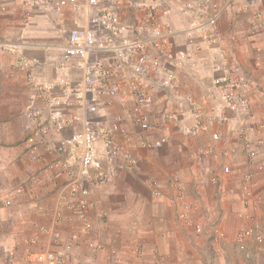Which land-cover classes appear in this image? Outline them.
I'll list each match as a JSON object with an SVG mask.
<instances>
[{
	"label": "crops",
	"instance_id": "1",
	"mask_svg": "<svg viewBox=\"0 0 264 264\" xmlns=\"http://www.w3.org/2000/svg\"><path fill=\"white\" fill-rule=\"evenodd\" d=\"M1 1L9 10L0 13V264H50L46 253L61 250L68 255V264H221L222 258L214 263L213 250L185 222L181 201L195 206V223L216 222L227 238L235 237L241 227L259 217L264 221V152L248 164L241 148L243 125L257 130L259 122H264V32H247L253 14L264 13V0H234V7L219 21L218 37L229 44L226 59L217 54L221 40L211 43L189 31L192 15L182 13L184 0H161L158 17L172 26L174 50L184 57V65L175 68L178 78L173 87L155 93V107L142 112L163 127L169 140L159 148H138L132 169L117 161V171L109 180L93 187L83 218L74 207L59 210L61 193L70 178L62 170L48 167L56 154L47 151L44 142L40 148L43 161H36L27 148V138L35 128L26 115L33 89L26 73L14 65L20 56H26L35 63L37 80L55 83L64 75L77 81L83 76L82 68L66 58L70 31L95 27L91 18L100 8L133 25L146 19L143 4L148 0H100L94 6L80 0L78 7L68 3L58 11L32 9L28 20L19 14L21 0ZM112 57L110 51H98L92 59L109 65L121 87L128 75L113 65ZM235 63L252 79L248 97L255 120L228 107L220 97L223 71L215 67ZM107 99L102 98L97 113L85 111L84 121L61 134L47 135L45 141L80 130L86 121L92 127L110 128L121 138L139 130L131 120L136 114L132 102L117 97L107 103ZM192 102L203 110V127L197 134L187 131L197 122ZM174 110L178 111L177 120L162 118ZM118 114L129 119L127 125L115 126ZM220 114L224 120L209 118ZM79 170L80 166L74 165L73 174L81 176ZM247 172L253 173L254 201L245 206L241 182ZM174 175L185 183L183 198L177 196L171 182ZM148 180L157 181L160 196L152 193ZM257 203L260 206L254 207ZM104 210L107 217L101 216ZM58 211L63 218H57ZM247 212L253 219L240 216ZM91 242L101 244L102 249L92 250ZM111 250H116L118 260L110 259ZM215 252L220 253L218 249ZM204 257L210 259L203 262Z\"/></svg>",
	"mask_w": 264,
	"mask_h": 264
},
{
	"label": "built area",
	"instance_id": "2",
	"mask_svg": "<svg viewBox=\"0 0 264 264\" xmlns=\"http://www.w3.org/2000/svg\"><path fill=\"white\" fill-rule=\"evenodd\" d=\"M80 0H21L19 14L24 20L30 18L32 9L43 11H58L68 3L75 7L80 5ZM90 6L99 4L100 0H85ZM183 14H191L190 32L199 33L211 43L221 40L218 56L226 59L228 42L218 37V23L223 15L234 7V0H184ZM162 6L161 0H148L143 4L147 9L146 19L128 25L120 21L117 16L106 8L94 12L91 23L95 27H78L70 31L66 45L67 60H74L82 68L83 76L77 81L63 77L55 83L40 81L35 78L33 69L35 63L26 56H20L14 68L27 75V83L32 87L33 95L29 99L26 110L27 117L34 123L33 133L27 138V148L36 161H43L40 150L45 142L46 150L56 154L54 161L48 164L49 168L60 169L68 175L70 180L65 191L61 193L63 207H74L78 210L79 217L86 216L93 187L106 183L110 175L117 171V161L128 169H132L136 161V150L155 149L165 145L169 138L161 125L148 120L145 109H152L156 105L155 93L170 89L177 81L175 68L184 65V57L175 52L172 40L173 29L169 22L158 17V9ZM9 10V5L0 0V13ZM264 32V13L255 12L248 29V34L253 35L256 30ZM133 34L134 36H129ZM149 49L153 51L150 52ZM98 51L113 53L112 62L118 69L126 72L124 85L118 86L113 69L104 62H96L92 56ZM215 69L223 71L221 82L223 84L220 97L225 105L238 112L246 113L250 120H255L251 101L248 97L252 86V79L238 64L232 66H216ZM261 90L264 92V83ZM106 96L107 103H112L117 97H122L133 103L136 114L131 120L139 125V130L116 135L110 128L102 125L92 127L86 121L85 127L70 134L63 135L57 140L45 138L51 133L61 134L65 129L84 121V112L95 114L99 111L102 98ZM41 100V105L38 104ZM220 108L218 107V110ZM192 110L197 115L194 127L187 128L191 134H197L203 127L202 107L192 102ZM178 111L167 112L163 119L177 120ZM224 120L225 116L210 115L209 118ZM115 126L128 124L129 119L116 115ZM264 122H259V128L254 130L249 124L241 128V148L246 156V162L253 164L256 158L264 152ZM158 135L154 137L153 135ZM218 138V134H214ZM209 150V149H208ZM80 166V175L73 174L74 165ZM121 164V165H122ZM176 194L179 198L184 196L185 183L179 175L171 179ZM155 196H160L157 181L148 180ZM253 173L243 174L242 188L246 192L244 205L250 204L253 197ZM184 211L182 216L185 222L196 233L201 234L204 223H195L192 218L196 212L195 206L188 201H181ZM57 212V218L63 216ZM250 212L241 213L240 216L253 217ZM102 217H107L106 210L101 212ZM44 229L45 227H41ZM88 228H86L87 230ZM238 238L246 240L254 237L258 242L263 241L261 227L258 222L251 226L246 225L239 229ZM214 239H223L226 233L218 230ZM92 250L102 249L101 244L91 242ZM157 251V250H155ZM12 255L14 251L10 252ZM156 253V260H160ZM116 250H111L110 259L118 260ZM46 258L50 264H68V255L64 251H48Z\"/></svg>",
	"mask_w": 264,
	"mask_h": 264
},
{
	"label": "rangeland",
	"instance_id": "3",
	"mask_svg": "<svg viewBox=\"0 0 264 264\" xmlns=\"http://www.w3.org/2000/svg\"><path fill=\"white\" fill-rule=\"evenodd\" d=\"M242 183L243 180L241 182V189L242 188ZM244 196L245 198L243 199V204H244V200L246 199V192L245 190H243ZM254 196V193H253ZM254 198L252 197L251 201L253 202ZM260 206L259 203L255 204L254 207ZM239 212V211H238ZM238 212H237V216H238ZM210 219V217H209ZM258 223L260 224L261 227V232L263 235V241L262 242H258L253 236L249 237L246 240H240L238 238V235L235 234L230 238H227V233H226V237L223 239H213L211 237V235H215L216 232L218 231L217 227V223L216 222H212L210 223L209 220L207 223L204 222V230L201 234H198L195 232L194 229L193 233L196 236H202L203 237V242L206 245V247H210V250H213V255H214V263L219 261L220 258H222L221 260V264H264V221L263 218L259 217L257 219ZM262 220V221H261ZM208 224V229H206V225ZM246 225L251 226L252 224L247 223ZM217 229V230H216ZM224 232V231H223ZM215 249H218L220 253H216ZM205 259L203 260V262H206L208 259H210L209 257H204ZM208 258V259H207Z\"/></svg>",
	"mask_w": 264,
	"mask_h": 264
},
{
	"label": "clouds",
	"instance_id": "4",
	"mask_svg": "<svg viewBox=\"0 0 264 264\" xmlns=\"http://www.w3.org/2000/svg\"><path fill=\"white\" fill-rule=\"evenodd\" d=\"M242 144V143H241Z\"/></svg>",
	"mask_w": 264,
	"mask_h": 264
}]
</instances>
